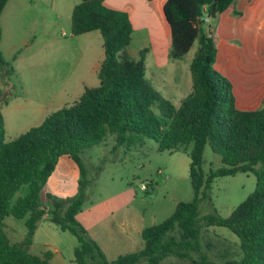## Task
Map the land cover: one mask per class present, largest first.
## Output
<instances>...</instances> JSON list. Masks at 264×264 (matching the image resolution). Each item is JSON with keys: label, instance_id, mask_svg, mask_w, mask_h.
<instances>
[{"label": "trees", "instance_id": "16d2710c", "mask_svg": "<svg viewBox=\"0 0 264 264\" xmlns=\"http://www.w3.org/2000/svg\"><path fill=\"white\" fill-rule=\"evenodd\" d=\"M6 1L0 0V13ZM232 1L164 2L171 30L169 56H182L197 40L189 62L192 89L178 105L163 97L146 78L142 54L134 58L125 50L132 30L126 11L109 7L103 0H79L73 5L71 33L98 29L101 34L104 56L97 70L99 82L84 86L72 102L50 111L39 124L8 141L0 107V264H51L50 250L40 254L30 250L35 229L44 217L75 235L76 264H162L170 255L188 256L195 264H264V104L254 109L235 105L230 81L214 66L217 48L211 24L201 18L204 10L217 13ZM0 69L3 79L15 73L1 49ZM109 134L129 148L142 145L148 137L159 150L187 151L193 187L192 199L177 201L163 220L142 228L141 248L110 261L76 217L89 182L80 153ZM207 143L223 164L205 173L201 162ZM63 154L79 167L77 191L64 200L52 198L47 208L40 204L39 192ZM238 171L255 174L254 190L225 216L215 211L200 215L199 203L212 179ZM23 185L26 193L15 196ZM9 214L24 219L26 230L18 240H11L5 229L3 218ZM209 225L226 226L237 235L236 256L226 250L218 262L201 249L203 227ZM191 250L199 252L197 258L191 257Z\"/></svg>", "mask_w": 264, "mask_h": 264}, {"label": "rangeland", "instance_id": "374dc122", "mask_svg": "<svg viewBox=\"0 0 264 264\" xmlns=\"http://www.w3.org/2000/svg\"><path fill=\"white\" fill-rule=\"evenodd\" d=\"M78 1L33 0L17 13L18 6L8 8L5 17L9 27L0 39V49L4 58L13 64L15 73L3 79L0 69V107L5 140L39 124L47 113L64 103L72 102L84 86L98 84L97 67L104 56L102 37L98 29L71 33L72 3ZM196 46L197 40H194L185 55L173 64L175 79L170 83L172 86H167L170 90L161 87L162 95L173 103L180 93H187L191 87L187 84V78L191 82L188 61ZM135 48L136 45L131 43L125 50L131 57L139 58ZM150 59L146 54L145 75L148 79L153 65ZM80 156L89 182L76 217L109 261L141 248L143 227L163 220L177 201L193 197L188 152L159 150L152 138L147 137L142 145L129 148L116 143L114 135L109 134L103 141L84 148ZM222 164L220 155L207 143L201 162L203 171L208 173ZM80 177L77 163L68 155L60 156L40 189V204L49 208L52 198L64 200L74 195ZM254 188L255 174L251 171L217 175L212 179L206 197L199 203L200 215L215 211L225 216ZM26 191L27 186L23 185L15 196ZM4 224L11 240L26 230L24 219L14 215L5 216ZM54 231L56 235L51 236L52 239L62 247L65 256L73 257L75 235L53 222L48 223L47 218L39 222V238L46 239ZM238 242L237 235L226 226L203 227L201 249L215 261H222L226 250L229 255L236 256ZM39 244L31 251L38 253L46 249ZM190 254L197 258L199 252L191 250ZM162 264L195 262L188 256L170 255Z\"/></svg>", "mask_w": 264, "mask_h": 264}, {"label": "crops", "instance_id": "0c3cea01", "mask_svg": "<svg viewBox=\"0 0 264 264\" xmlns=\"http://www.w3.org/2000/svg\"><path fill=\"white\" fill-rule=\"evenodd\" d=\"M32 1H6L0 13L2 36H4L5 29L8 31L9 27L5 17L8 8L13 5L18 6V10L15 11L17 13L20 8L31 4ZM165 1L103 0L105 5L124 10L129 15L132 30L128 44L136 45L134 51H137L140 56L142 54L145 68L146 54L150 55L153 65L150 68V78H146L160 93L162 92L161 87L166 91L170 90L167 86L168 84L172 86L170 83L175 79L176 67L173 64L185 55L184 53L177 58L169 56L171 30L163 9ZM74 4L72 3V6ZM209 22L217 48L214 66L230 81L235 105L240 109H254L264 104V0H233L225 9L217 12ZM185 65L187 64L185 63ZM162 72L165 75L167 73V76L164 77ZM187 84L191 86L190 89H187L189 91L183 94L180 91L181 95L174 103L175 105H178L180 100L191 91L192 80L189 82L187 78ZM44 218L46 219V217ZM4 219L5 217L3 221ZM47 221L51 222L48 219ZM81 223L83 224V222ZM38 226L39 223L30 244V250H36L34 249L37 248L36 244L40 243L39 247L42 245V248L51 251V264H76L73 257L65 256L62 247L52 239L51 236L56 235V232H51L46 239H41ZM24 233L25 229L18 233L13 240L20 239Z\"/></svg>", "mask_w": 264, "mask_h": 264}, {"label": "built area", "instance_id": "2783aa9c", "mask_svg": "<svg viewBox=\"0 0 264 264\" xmlns=\"http://www.w3.org/2000/svg\"><path fill=\"white\" fill-rule=\"evenodd\" d=\"M206 7H204L205 9ZM201 18L205 21L208 22L211 19V14L207 13L206 10H204V13L201 15Z\"/></svg>", "mask_w": 264, "mask_h": 264}, {"label": "water", "instance_id": "95a60500", "mask_svg": "<svg viewBox=\"0 0 264 264\" xmlns=\"http://www.w3.org/2000/svg\"><path fill=\"white\" fill-rule=\"evenodd\" d=\"M215 14H216L215 10H212L211 11V16L213 17V16H215Z\"/></svg>", "mask_w": 264, "mask_h": 264}]
</instances>
